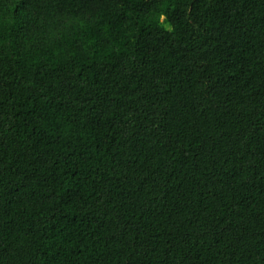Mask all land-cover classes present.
<instances>
[{
	"label": "trees",
	"instance_id": "1",
	"mask_svg": "<svg viewBox=\"0 0 264 264\" xmlns=\"http://www.w3.org/2000/svg\"><path fill=\"white\" fill-rule=\"evenodd\" d=\"M0 264H264V0H0Z\"/></svg>",
	"mask_w": 264,
	"mask_h": 264
}]
</instances>
